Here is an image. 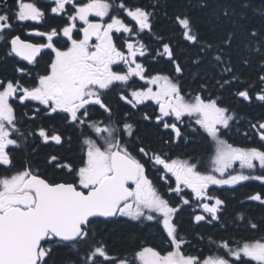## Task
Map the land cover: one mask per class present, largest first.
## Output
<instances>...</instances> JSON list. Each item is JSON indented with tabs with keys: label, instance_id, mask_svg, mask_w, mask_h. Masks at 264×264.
I'll return each instance as SVG.
<instances>
[{
	"label": "snow or ice",
	"instance_id": "6c2138e0",
	"mask_svg": "<svg viewBox=\"0 0 264 264\" xmlns=\"http://www.w3.org/2000/svg\"><path fill=\"white\" fill-rule=\"evenodd\" d=\"M53 4L50 12L56 15L72 5L68 23L59 30L33 29L29 35L46 38L44 43H33L11 35L13 21L41 22L45 11L36 0H15V8L9 7L8 0H0V42L7 49L0 73L7 71L4 65L10 57L27 62L26 66L16 62L11 78L0 75V264H249L245 257L264 264L261 240L235 247L222 242L225 254L204 260L186 254L187 240L177 223L183 206L193 202L191 218L196 225L221 222L226 202L209 195L210 185L264 183V149L238 147L222 139L236 118L224 103V92L244 101L264 102V25L257 28L246 22L252 0H187L171 16L164 12L174 27L167 41L154 32L158 4L151 10L129 6L124 0H53ZM121 11L135 27L112 14ZM193 11L200 13L199 18ZM261 16L264 19V10ZM77 21L82 22L79 28ZM145 32L152 34L155 48L140 38ZM117 33L120 37H115ZM62 38H66L65 46L59 47L55 41ZM117 38L122 40L120 46ZM46 50L47 62L33 75ZM139 58L163 61L169 71L150 72ZM254 60L255 80L249 83L246 69L253 67ZM186 76L199 78L198 90L185 92ZM134 78L143 86L132 87ZM113 90L130 109L153 102L158 111L144 112L141 119H154V127L171 130L173 135L162 140L164 146L186 138L182 127H187L188 117L192 133L202 130L215 144L211 171H200L191 158H172L137 135L138 122H132V114L126 111L120 116L119 105L108 102ZM15 104L29 110L30 115L24 116L31 121L59 117L66 128L78 129V161L48 154L44 171L31 159L17 167L12 150L28 149L30 139L33 143L38 139L43 146L63 147L71 145L72 137L42 125L22 131ZM95 113L103 118L94 119ZM251 128L264 141V121ZM237 162L241 171L232 174L229 170ZM146 164L161 172V179L174 177L175 186L169 184L167 191L179 203L173 205L157 189ZM49 169L63 175L49 176ZM257 171L262 174H254ZM185 189H190L191 200ZM247 200L264 206V194L259 191ZM120 218L145 226L146 222L162 225L167 249L143 246L130 258L110 255L104 241L96 239L97 229ZM236 219L247 221L253 230L259 228L243 212Z\"/></svg>",
	"mask_w": 264,
	"mask_h": 264
},
{
	"label": "trees",
	"instance_id": "16d2710c",
	"mask_svg": "<svg viewBox=\"0 0 264 264\" xmlns=\"http://www.w3.org/2000/svg\"><path fill=\"white\" fill-rule=\"evenodd\" d=\"M186 2L187 0H124V3L129 6H146L149 10H151L152 5L158 4V16L154 32L157 35H164L166 41L169 37L173 36L174 27L168 17L164 16V12H168L169 16H171L174 11H179ZM232 2L236 3V0H232ZM261 10H264V0H252V8L248 10V19L246 22L254 24L257 28L264 25ZM193 15L199 18L200 13L193 11ZM59 19V17L47 15V21L51 25H54ZM178 38L177 34L176 39ZM141 39L150 48H155L157 46L152 34L146 32L142 33ZM181 47H183V45H181ZM191 51H194V49H189V52ZM3 59L4 53L0 49V60ZM14 62H16L14 58H8V63L4 65L7 71L0 73V75L11 78L13 75L12 66L15 64ZM151 66L156 68L155 71L165 70V68L170 67L163 61L158 64L156 62H151ZM255 72L256 62L254 60L253 67L251 69H246V77H250L249 83L255 80ZM199 83H201L199 78L194 81L191 76H186L183 79L185 92H194L198 90ZM235 87L237 86H234V88ZM214 94L218 95L219 93ZM108 98L109 103L113 106L119 105L118 115L122 116L124 112L129 111V107L119 101L113 91L108 93ZM223 99L224 103L236 113V118L234 121L230 122L231 127L228 130H224L222 139L234 146L264 149V141H261L258 132L251 128L252 124H256L258 121H264V102L255 99L251 102L244 101L242 98L235 97L227 91L223 93ZM18 109L19 112H21L25 108L19 107ZM95 115L98 116L101 114L95 113ZM133 119L132 121L138 122L137 135L144 138L146 142L151 143L154 149L170 147L172 149V151H170L172 154H179L186 157L190 156L193 158L204 156L206 152L208 150L211 151V149L212 152L215 151L214 142L211 138L209 140L204 136L203 133H199L195 138L188 140L186 144L180 140L176 144L172 143L168 146H164L162 140H167L168 137L172 135L170 132H163L159 128L154 127L152 122L143 121L135 116ZM23 123L28 126V128H31V130L38 127L40 124L48 128L53 127V129H56L65 136H71L72 141L70 146L65 144L63 147H60L53 145L43 146L38 139L35 140L34 143L30 139V146L28 149H14L12 151L17 167H20L24 160L31 159L42 171H44V159L48 154H58L69 157L74 162L78 161L81 153L79 143L80 132L77 129L66 128L59 117L55 119L38 117L35 121L24 119ZM37 145H39V147L36 153H32L31 148ZM0 172H2V170H0ZM47 174L49 176L63 175L62 173L53 174L50 169ZM257 191L264 194V183L253 180L240 184L233 190L224 189L222 192L225 195L224 200L226 201V207L224 208L221 222L214 223L213 225L215 226L193 224L191 216L186 210H183L179 216V229L184 235L191 237L192 242L188 245L189 251L204 253L211 249L213 244L217 245L219 243L221 245V241H227L230 246L235 247L237 244L244 241L264 240V206H261L258 202L243 200V195ZM240 212L245 213L246 217L254 220L259 225V228L253 230L248 226L247 221L237 220V214ZM221 224H225L226 227H221ZM97 232L98 236L96 239L103 240L108 247L110 255L117 258L129 257L127 254L132 253L135 248L142 244L158 246L157 244L165 239V234L157 224L149 223L147 226H141L123 218H120V222L116 224L107 226L101 225L97 229ZM84 247L86 248L88 245ZM249 264L253 263L249 262Z\"/></svg>",
	"mask_w": 264,
	"mask_h": 264
},
{
	"label": "flooded vegetation",
	"instance_id": "af4514ba",
	"mask_svg": "<svg viewBox=\"0 0 264 264\" xmlns=\"http://www.w3.org/2000/svg\"><path fill=\"white\" fill-rule=\"evenodd\" d=\"M36 3H37V5L42 10L45 11V17L43 18V20L41 22H35V21H23V22L13 21V29H12L11 35H19L21 37V39L28 40V41L33 42V43H44V42H46V38L45 37H39V36H35V35H29V33L33 29H38L39 31H48L52 27H55L58 30L61 29L63 26H65L68 23L67 17H68L69 14H71L72 5H67L66 6V9H67L66 12L61 13L59 15H56V14H53V13L50 12V7L54 6L53 0H36ZM8 4H9V7L10 8H15V0H8ZM0 7H2V5H0ZM112 14L113 15H116V14L121 15V17L124 19L125 23L129 24L130 26L135 27L134 21H131V18L127 17L126 14H124L122 11L119 12V13L113 12ZM47 15L54 16V17H59L60 19L54 25H51L47 21ZM90 19H95V20L99 21L100 18H98V17H90ZM107 19L108 18L106 17L105 18V21H107ZM81 26H82V22L81 21H77V28H79ZM120 35L121 34L117 33V34H115V37H120ZM124 35H127V34H124ZM77 38H79V34H77ZM140 38H141V35H140ZM65 41H66V38H62V39H60L58 41H55V42H56L57 46L63 47V46H65ZM116 43H117L118 46H120V44L122 43V40L119 39V38H117L116 39ZM0 49H1V51H3L4 54L7 51V49L3 45V42H0ZM44 56L45 57L40 61V67L33 69V75H35L36 72L41 71L42 68H43V66H44V64L47 62V60L49 58L48 50H46V53H45ZM14 59H15L16 62H19V66H26L27 65V62L21 60L19 57H14ZM139 59L146 64V66L148 67V69H149L150 72H155L156 68H153L151 66V62H154V61L145 60L144 58H139ZM16 62H14V63L16 64ZM28 67L29 68H32V66H28ZM166 70H169V67L168 68H165V70H160V71H166ZM26 79H30V78H26ZM143 84H144L143 81H139L138 78H134V81L132 82L131 86L132 87H140V86H143ZM113 92L116 95V91L113 90ZM116 97H117V95H116ZM117 99H118V97H117ZM108 102H109V98H108ZM33 104H34V102H33ZM14 107L16 108L17 116L21 120V123L23 125L22 131L23 130L31 131V128H28V126H26L23 123L24 119H28L26 116H24V113H28L30 115L29 110L27 108H25L23 111L19 112V109L18 108L21 107V106H19V104H15ZM157 111H158V109L153 104V102L149 101V102H146L145 105L138 106V109H130V107H129V111L128 112H130L132 114V118L135 116V117L141 119V116H142V114L144 112H147L149 115H153L154 112H157ZM93 118L94 119H99V118H103V117H102V115L96 116L94 114L93 115ZM132 120H134V119H132ZM132 122H134V121H132ZM148 122H152L155 125V120L154 119L152 121H148ZM169 122H172V121L169 120ZM185 125L187 127H182V131L185 132V137H186L185 139H182V141H183L184 144H186V142L188 140L195 138L199 133H203L202 130L201 131H198L197 133H192V131H191V123H190L188 117H185ZM39 126H41V124ZM159 129L161 131H163V132H170L171 133V130L163 129L162 126ZM49 130L50 131H52V130L57 131L56 129H53V127H49ZM203 135L207 137L206 134L203 133ZM207 138L210 140L209 137H207ZM177 142H175L173 144H176ZM238 147H241V146H238ZM161 149L165 153H167L170 157H172V158H181V159H189V158H191L193 162H198L199 163V165H200L199 170L202 171V172L211 171V160H212V157H213L212 149H211V151L208 150L206 152V155L200 156V157H194V158L193 157H190V156H187L186 157V156L179 155V154H172L170 152V151H172V149L170 147L169 148H167V147H165V148H158L156 150H161ZM146 168L148 169V175L152 179L154 185L165 196V198H167L173 205H176L177 203H179V198L176 197L173 194H169L168 191H167L169 184H171V186H173V187L175 186L174 185V177H172L171 180L161 179V175H162L161 172H157L154 167H152L150 165H147V164H146ZM229 171L232 174H235L236 172L241 171V169L239 167V163L237 162L233 166V169H230ZM244 171H245V174H248V171L249 170H244ZM254 174H262V173H260V172L257 171ZM249 181H251V180H249ZM249 181H243V182H240L237 185H210L209 186V195L219 196L221 199H224L225 195L222 192L224 189L233 190L238 185L243 184L245 182H249ZM253 181H256V180H253ZM258 182H260V181H258ZM184 192H185V195L188 196V198L191 200L192 197L190 195H188L190 193V189H185ZM254 193L255 192H251V194L243 195V197H244L243 200H247V197L250 196V195H252V194H254ZM253 202H258V201H253ZM193 208H195V202H193L190 206L189 205L183 206V210H186L191 217L193 215V212H192ZM181 212L178 214V217H177V223L178 224H179V221H180L179 220V216H180ZM123 219H126L127 220V218H123ZM131 222L137 223V224H139L141 226L143 225V224H140L139 222H136V221H131ZM192 222H193V220H192ZM149 223H155V222H146V224H149ZM214 223H218V222H215L214 221L213 224ZM193 224H195V223L193 222ZM201 224H206V223L201 222ZM206 225H209V224H206ZM157 226H159V228L162 230V225H157ZM162 232H163V230H162ZM180 233L187 240V244L183 247V251L186 254L195 255V256H198L201 260H204V259L209 258V257L222 256L226 252V249H223L219 243L217 245H214L213 244V247L211 249L207 250L204 253H199V252H196V251H189V246L188 245L192 242L191 237L188 236V235H184L181 232V230H180ZM221 242H225V241H221ZM157 245L158 246H153L151 244H142L139 247L135 248L132 251V253L134 251L138 250L140 247H143V246H151V247H154V248H157V249H167V245L165 243V239L163 241H161V243H158ZM231 247H234V246H231ZM219 248H221V249H219ZM132 253L127 254L129 256V258L131 257ZM231 259H235V258H231ZM243 259L248 260L251 263L255 262V261H251L250 258H246L245 257Z\"/></svg>",
	"mask_w": 264,
	"mask_h": 264
}]
</instances>
